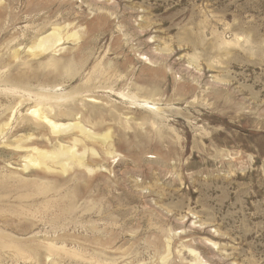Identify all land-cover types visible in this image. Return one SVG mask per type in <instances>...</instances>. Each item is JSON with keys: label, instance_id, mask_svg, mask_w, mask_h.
Returning <instances> with one entry per match:
<instances>
[{"label": "rangeland", "instance_id": "374dc122", "mask_svg": "<svg viewBox=\"0 0 264 264\" xmlns=\"http://www.w3.org/2000/svg\"><path fill=\"white\" fill-rule=\"evenodd\" d=\"M0 125V264H264V0H2Z\"/></svg>", "mask_w": 264, "mask_h": 264}, {"label": "bare ground", "instance_id": "6f19581e", "mask_svg": "<svg viewBox=\"0 0 264 264\" xmlns=\"http://www.w3.org/2000/svg\"><path fill=\"white\" fill-rule=\"evenodd\" d=\"M1 2H2V0H0V3ZM62 30H63L62 28H57L55 26V28L53 29V31L51 33H49V34H47V35H45L43 37H40V39L38 40V42H36V44L34 45V48L37 50V52L44 53V52H49V51H53V52L54 51H57V48H58V46H59V44H60V42L62 40L66 39V38L67 39H69V38L77 39L80 36L79 32H77V31H74L72 33H69L68 32L66 35L63 36L62 35ZM30 46L32 47V45H30ZM31 51H32V49H31ZM15 53H16V51H15ZM37 55H36V57H37ZM14 58H15V55H14ZM16 58H17V56H16ZM55 62H52L51 61L49 64L52 63L51 65L55 67L54 70L56 72H60L61 73L63 71L64 72L69 71V70L63 69L64 67L61 68L60 67L61 65L59 66ZM66 68H67V66H66ZM67 69H70V68L68 67ZM4 79L5 78L3 77V79H1V82H5ZM55 87H57V85ZM46 89H47V91L51 92L50 89L48 90V88H44L43 90L45 91ZM52 92H53V90H52ZM57 95L58 94H56V96ZM40 96H42V98L43 97H47V98H50V99L52 98L50 96V94H42ZM20 97H21V95H20ZM61 97H62L61 101H59V99H56L57 98L56 97L55 98L56 99L55 101L54 100L53 101L52 100L49 101L48 99H46V101H43V99H41L38 102V104L36 103L37 106L31 111V113L33 114V116L35 118L34 120L39 121V122H43V123L46 122L47 124H49V127L51 129L50 131H52L56 135L62 134V133L67 132V131L69 132L70 130H72V131L78 130L79 131L78 133L80 134L81 137L80 136H75L73 138V141H72V144L71 145H66V144L65 145L64 144H61L60 145L59 144L60 146L58 145L59 147H57L56 150L49 151V150H42V149H38V148H30V151H28L29 154L25 158V163L23 162V164H25L24 165V168L25 169H28V168H30L32 166H38V167H45V168H47V170H50V169H54V167L51 166V165H56L59 168L58 169L59 171L65 173L68 170H70L74 165H81V166L82 165H85V166H87V163H86L87 161H84L85 158H86V154H87V152H90L93 149L92 148H88L87 146H85L84 147V150H83V153L81 152L82 154L81 153L79 154V152L77 150V143H80L81 142L83 144L84 143V138H87L89 140H94V141L95 140H99L102 143H106L107 141H109V139H110V135L108 134L109 132L108 133H105V135H104V133L102 135H98V134H95L94 132L88 130L80 122H74V123H68V124H60V123H57L54 120H52L50 118L49 114L50 113H55L56 109L59 108V106L61 105V102L64 101L63 98H65V97H63V96H61ZM18 99H20V98H18ZM66 99H68V98H66ZM13 102H14V99H13ZM19 102H18V104H19ZM63 105H61V106H63ZM11 107H10V109H11ZM8 109H9V107L7 108V110ZM10 118H12V117H10ZM9 121H11V120L9 119ZM37 124H38V122H37ZM0 127H1V125H0ZM0 132H1V134L3 133V127L0 128ZM59 143H61V142H59ZM21 144H19V142H18V144L16 146L17 149L18 148L19 149L23 148V146ZM92 152H94V151H92ZM109 153L111 154L112 152H109ZM89 170H91V169L89 168Z\"/></svg>", "mask_w": 264, "mask_h": 264}]
</instances>
